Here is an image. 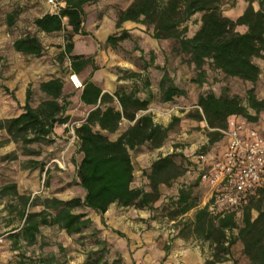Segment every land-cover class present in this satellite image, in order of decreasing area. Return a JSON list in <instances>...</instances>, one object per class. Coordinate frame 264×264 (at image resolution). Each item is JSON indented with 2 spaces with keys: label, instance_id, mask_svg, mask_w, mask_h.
<instances>
[{
  "label": "trees",
  "instance_id": "obj_1",
  "mask_svg": "<svg viewBox=\"0 0 264 264\" xmlns=\"http://www.w3.org/2000/svg\"><path fill=\"white\" fill-rule=\"evenodd\" d=\"M92 1L65 0L59 14L46 13L34 22L36 30L45 34L67 31L60 60L69 55L73 72L80 74L91 67L81 94V101L89 112L81 125L75 128L78 140L76 153L82 155L76 163V177L77 184L84 190L83 198H46L42 200L41 210L30 211L31 198L19 194L15 185L5 186L1 190L3 196H17L22 205L19 212L22 224L9 234L12 250L22 251V257L27 259L20 264H64L56 254L44 253L47 243L40 239L44 227H57L69 236L80 235V239H84L85 232L91 230L89 238L93 242L90 250L85 252L83 264H124L118 253L113 262L108 260L109 241L102 238L101 230L94 226L89 213H96L104 223V215L113 204L124 208L152 209L162 197V186L172 188L189 172H196V164L189 156L174 151L159 156L144 172L149 181V190L133 186L135 170L131 152L143 146L151 150L162 148L180 118H174L167 126L155 122L153 114L149 112L152 97L142 98L136 84L130 90L119 87L110 93L104 92L102 87L90 80L99 69L95 58L72 53L76 37L87 35L84 31L87 20L85 6ZM254 2H249L244 12L235 19L224 12L226 0H134L118 12L117 29L124 22L132 21L151 28L156 40L174 41L173 54L192 68L195 76L191 81L198 86L210 82V71L223 75L225 79H239L252 84L245 98L232 94L228 86L220 94L213 89L199 94L197 110L188 117L207 125L208 142L202 147L204 152L211 151L213 146L224 140L221 130L227 128L230 117L238 116L248 124L256 125L260 122L261 113H264V97L259 98L256 92V85L261 79V67L256 59L264 56V0H257V6H254ZM196 15L200 16V27L194 35L188 36L186 23ZM15 20L16 14L10 15L8 24L13 26ZM241 27H245L246 31L242 32ZM128 39V31L122 30L110 35L105 46L116 49ZM13 47L17 53L35 58L45 52L44 45L35 34L17 38ZM137 50L142 58L145 51L135 46ZM149 55L150 62L141 69L147 71L154 67L162 71L157 83L160 102L172 103L176 98L186 97L187 90L176 84L168 67L155 64L154 51ZM1 61L0 56V66ZM127 77L141 79L142 75L132 71L127 72ZM213 81L220 80L215 78ZM150 84L149 78H145L144 85ZM64 89L65 81L61 77L41 82L39 90L46 98L34 107L33 90L29 86L24 112L0 120V130H5L11 140L21 142L26 155L40 154L29 145L35 142L51 143L52 140L47 137L55 127L70 121L66 112L70 106L67 99L72 94H66ZM123 125L125 128L121 135L112 140L109 135L119 132ZM38 166L39 162L35 161L27 165L30 169ZM193 186L182 184L178 187L176 196L171 198L168 205V217L176 221L196 209L194 220L184 224V227H189L196 238L209 242L213 254L207 264L229 260L232 247L237 242H241L249 264H264V185L243 198L237 208L221 204L217 200L219 191L214 192L205 206L199 207V201L193 195ZM253 211L257 212L256 216ZM113 231L124 236L118 230ZM33 247H38L40 252L37 254L34 251V256H26ZM59 250L62 252L64 248L59 245ZM165 251L168 254L169 247Z\"/></svg>",
  "mask_w": 264,
  "mask_h": 264
},
{
  "label": "rangeland",
  "instance_id": "obj_2",
  "mask_svg": "<svg viewBox=\"0 0 264 264\" xmlns=\"http://www.w3.org/2000/svg\"><path fill=\"white\" fill-rule=\"evenodd\" d=\"M134 0H93L85 6L87 12V20L84 24V31L87 28L90 30L98 27L104 18L111 20L117 18L118 12L126 8ZM257 0H247V4ZM234 9L237 12V0H226L224 12ZM52 9L46 0H0V56L2 57L0 66V114L3 119L17 116L23 107L17 99L18 87L21 79L19 78L26 67H28L32 59L35 57L18 54L13 49V42L26 34L37 35L45 47V52L41 57H38L41 62V70L35 81L31 82L30 86L33 90L32 105L35 106L46 98V95L39 90L41 82L54 77H61L67 85V94H72L73 97L78 95V92L73 90L69 83L65 80L70 72L69 61L64 57L60 60L59 51L52 49L55 46L52 42L53 37L43 32H38L34 25L37 18L46 13H51ZM16 14L15 24L10 26L8 18L10 15ZM235 14V12H234ZM200 16H194L186 25L188 26V36L194 33L200 27ZM143 25V24H141ZM144 26L146 34L145 39L149 40L134 42V40H126L121 43L119 48L113 49L105 46L94 37L83 38V35L77 36L76 41L86 39L93 45H97L94 54L99 67L96 75L102 80L101 85L105 86L106 81L110 87L115 90L119 87H124L128 90L131 87L137 86L140 89L139 95L143 98L146 95L152 97L151 112L157 123L164 126L173 122L174 118H180V122L175 124L170 133L169 140L165 143L163 151L151 150L147 146H143L131 152L135 180L134 187H144L149 190L148 179L145 176V171L148 170L151 164L163 154H170L176 151L179 154L189 156L199 146L206 145L208 142L207 125L204 122L188 117V114L197 110L198 96L203 91L213 89L217 94H220L226 86L230 88L232 94H238L245 98L248 89L252 88V84L243 82L239 79H225L223 75L214 71L209 72L210 82L200 87L191 80L195 76L191 67L182 61V58L176 57L173 54L172 48L174 41L156 40L152 36V29ZM67 32L56 35L55 40L59 37H66ZM91 35V34H88ZM155 44V50L151 49ZM100 45V46H98ZM144 46L145 54L141 58V52L135 51V46ZM154 51L155 64L158 66H167L170 75L174 78L177 85L187 90V96L176 98L172 103H161L158 95L157 83L162 75V71L154 67H150L147 71L142 70L144 64L150 62L151 56L149 52ZM55 60V61H54ZM115 62L119 64H115ZM120 62L127 63L126 66L133 65L142 75L141 79H130L127 77V72H132L129 69H123ZM256 62L261 67V79L256 85L258 97H261V92H264V56L256 59ZM91 72V67L83 71L81 79L85 80ZM105 72L112 74V79ZM149 78L150 82L155 85L152 90H145V78ZM108 78V79H107ZM215 78H219V82H214ZM152 80V81H151ZM136 82V83H135ZM79 91V90H78ZM114 92V91H113ZM176 108L174 112L169 113V109ZM81 109H76L74 116L68 123L65 130L64 127L60 130V136L55 131L50 134L47 139L52 140L51 143L35 142L30 144V148L39 151L40 154L26 155L21 142L11 140L5 130L0 132V264H20L21 261H27L22 257V251L12 250V241L9 238V233L14 228L21 226L22 221L19 215L22 209L21 202L17 196L10 194L7 196L1 195V190L5 186L15 185L19 194H24L31 198L30 211H39L42 209V200L51 197H57L61 200H70L72 198H83L84 190L77 184L76 163L81 159V155L76 153V143L78 142L76 134L72 133V128L80 126L84 121L83 115L80 114ZM78 112V113H76ZM260 121H264V113L259 117ZM125 125L122 126L119 132L122 133ZM117 132V133H119ZM110 134L109 137L114 139L115 135ZM223 142L216 144L211 150H221ZM30 161L39 162V166L34 169L27 167ZM194 180L197 174L193 172ZM182 181H178L172 188L165 186L161 187L162 197L154 204L152 209H138L148 211L149 225L153 228H158L164 232V237L161 234L154 236L160 240L158 245L153 248V260L151 262L143 259L140 264H187L188 250L200 249L207 257L211 248L207 244L201 243L196 239L189 227H184L191 220L190 216L178 218L176 221L168 217V205L172 197L177 194L178 186ZM212 188L208 185L194 184L193 195L198 199L199 203L208 195ZM76 210H86L77 208ZM127 213L129 210H125ZM89 215L97 222L94 226L101 230L102 238L108 239L110 253L107 258L113 262L118 253L124 264H136L132 261V252L124 254L127 251L126 241L127 234L120 236L115 233L111 223H104L96 216V213L91 212ZM256 216L257 212L253 211ZM124 223H128L131 216L125 215ZM241 215L238 217L240 221ZM120 231V230H118ZM121 232V231H120ZM91 230L86 231L84 239H80V235L69 236L64 230L57 227H44L40 239L47 243L44 248L45 254H56L64 264H83L85 261V252L90 250L93 240L89 238ZM115 238V241L114 239ZM163 239V240H161ZM118 240V241H117ZM59 245L64 248V251L59 250ZM169 247V252L165 261L161 260L159 254L165 253V249ZM241 242H237L232 247L230 259L233 264H249V259L244 255ZM34 251L37 254L40 252L38 247L29 249L26 256H34ZM124 254V255H123ZM27 258V257H26ZM211 259L206 260L209 261Z\"/></svg>",
  "mask_w": 264,
  "mask_h": 264
},
{
  "label": "crops",
  "instance_id": "obj_3",
  "mask_svg": "<svg viewBox=\"0 0 264 264\" xmlns=\"http://www.w3.org/2000/svg\"><path fill=\"white\" fill-rule=\"evenodd\" d=\"M247 5H248L247 0H237V12L234 9H231L230 11L225 12V14L228 15L229 17L235 19L244 12ZM254 6H257V1L254 2ZM234 12H235V14H234ZM116 23H117V18H115L113 20H111L109 18H104V20L101 22V24L98 27H94V29H92V30H90V28H87V30H85V32H87V35H83V38L94 37L99 42L105 44L107 38L110 35H112L113 33H116V32H121L122 30H126L129 33L130 40H134V42H138V41L148 42L149 41V40L145 39V37H146V34L144 32L145 28L143 25H141V23L126 21L122 24V27L120 29L116 28ZM240 30L242 32H244V31H246V28L241 27ZM64 32H67V31H62L59 33H54V34H47V35H51L53 37L51 43H53L55 46H53L52 49H55V50L57 49L59 51L60 56L63 54L64 49H65V44H66L65 37H63V36L59 37L57 39V41L55 40V38H56V35H58L60 33H64ZM88 34H91V35H88ZM150 43L153 45V47L151 49L155 50L154 49L155 44L153 42H150ZM13 45H14V42H13ZM98 46H100V45H98ZM139 47L143 50L145 49V47L142 45H140ZM96 48H97V45H93L91 42L87 41L86 39L78 40L75 42V48H74V51L72 54L84 55L86 57H90L91 55L94 54V51ZM13 49H14V47H13ZM18 54H20V53H18ZM65 57L69 61V63L67 65H69V69H70L69 73H71V72H73L71 59H70L69 55H66ZM115 64H119V63L115 62ZM126 64L127 63H124V62L121 63L120 62V65L123 69H129L131 71H139L133 65H129L127 67ZM41 68H42L41 62H40L39 58H33L31 64L28 67H26L22 73H20L21 76L19 78L21 79V83H20V86L18 87L17 99H18V101L22 107H24L26 104L27 89L29 88L31 82L36 80L37 75L39 74V71L41 70ZM97 72L98 71H95L93 77L90 80L92 82L98 84L100 87H102L104 92L113 93V91H115L116 87L114 86V89L111 88L107 81H106V85L102 86L101 85L102 80L99 78L98 75H96ZM69 73H68V75H69ZM82 73H80L78 75L82 76ZM105 73L107 74V72H105ZM107 75H109L110 76L109 78L112 79L111 78L112 74L108 73ZM67 79H68V76L65 78V80L68 82ZM154 86L155 85L152 82L149 86H145L144 88L148 92V90H152L154 88ZM66 90H67V85L65 84V89H64L65 93L67 92ZM82 91L83 90L77 91L78 95L76 97L71 96L67 99L70 102V106L66 112V116H69L70 120L74 116V112L76 109H81L80 114L83 115L84 119L88 115L89 108L87 106H85L83 104V102L81 101ZM263 97H264V92H261V97H259V98H263ZM143 98H146V95ZM38 104L39 103H37V105ZM37 105H35L34 107H36ZM22 112H24L23 109H22V111H20V113L18 115H20ZM76 113H78V112H76ZM1 119H3L2 114H0V120ZM154 120L156 122L155 118H154ZM68 123H66L64 125L56 126L55 130H54L55 133L58 136H60L61 135L60 130L62 129V127H64L66 130L68 127ZM1 131H3V130H0V132ZM120 135H121V132L117 133L115 135L114 139H112V140H116ZM163 150H164V147H162L156 151H163ZM163 155H165V154H163ZM81 158H82V155H81ZM195 173L197 174L196 180H194V176H192L193 172H189V174L184 179L181 180L182 182L180 183V185L178 187H181L182 184H186V187L191 185V184H199L201 186H203V185L206 186L205 183H202L200 181V179L198 177V173L197 172H195ZM176 192H178V190ZM208 195H210V196L205 198L203 201H201L199 203V207H203L209 202V200L211 199V197L213 195V190H211ZM125 210H129L128 213ZM195 212H196V209H193L188 214L185 215V216L191 217V220L189 223H191L194 220ZM127 214L129 216H131L132 219H130L128 221V223L127 222L124 223V219H126L125 215H127ZM96 216L101 221L102 218L97 214H96ZM89 217H91V216L89 215ZM147 217H148V211L138 210L134 207L124 208V207L118 206L117 204L111 205L110 208L108 209V211L104 215V220L106 221V223H111L115 230H120L121 232L127 234V239H129V241L128 242L126 241V245H129V247H127V251H124L123 253L129 254L130 252H132V254H131V256L133 258L132 261H133V263L135 262L136 264H140V262H142L143 259H145L148 262H151L153 260V258H152L153 257L152 256L153 251L152 250H153L155 245H158V243H160V240L155 239L154 236H159L161 234V236L163 238L165 235L163 232V229L162 230H158V228L155 229V228H153L152 224L150 226L149 225L150 221L148 220ZM91 219L94 222L98 221L92 217H91ZM14 229H16V228H14ZM14 229L11 230L10 233H13ZM113 239L115 241V238H113ZM196 239H198V238H196ZM161 240H163V239H161ZM199 241L203 244H207L210 246L209 242H207V241H204L202 239H200ZM210 248H211V246H210ZM212 254H213L212 248H211V251L209 253L210 257L209 256L207 257V255L205 253H203L200 249H194L193 251L188 250V252L186 254L188 257L186 263L187 264H206L207 259H212ZM159 256H160L161 260L165 261L167 258V253L165 254L162 252L159 254ZM216 264H233V262L231 260H226L224 262H219Z\"/></svg>",
  "mask_w": 264,
  "mask_h": 264
},
{
  "label": "built area",
  "instance_id": "obj_4",
  "mask_svg": "<svg viewBox=\"0 0 264 264\" xmlns=\"http://www.w3.org/2000/svg\"><path fill=\"white\" fill-rule=\"evenodd\" d=\"M46 1L51 13L59 14L65 6V0ZM67 80L74 90L85 87L75 72L69 73ZM175 109L172 107L168 111L172 113ZM221 132L224 135L221 150L204 152V144L193 150L190 159L196 164L200 181L210 186L213 194L220 192L217 200L237 208L243 198L264 185V121L250 125L243 118L232 116L227 128ZM72 133H75L73 128Z\"/></svg>",
  "mask_w": 264,
  "mask_h": 264
}]
</instances>
